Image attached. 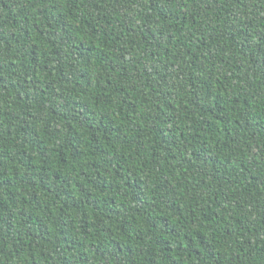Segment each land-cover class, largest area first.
<instances>
[{
	"label": "trees",
	"instance_id": "1",
	"mask_svg": "<svg viewBox=\"0 0 264 264\" xmlns=\"http://www.w3.org/2000/svg\"><path fill=\"white\" fill-rule=\"evenodd\" d=\"M0 264H264V0H0Z\"/></svg>",
	"mask_w": 264,
	"mask_h": 264
}]
</instances>
